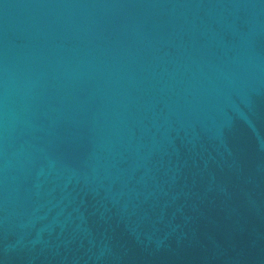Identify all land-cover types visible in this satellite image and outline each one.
<instances>
[{
	"label": "water",
	"instance_id": "obj_1",
	"mask_svg": "<svg viewBox=\"0 0 264 264\" xmlns=\"http://www.w3.org/2000/svg\"><path fill=\"white\" fill-rule=\"evenodd\" d=\"M0 264H264V0H0Z\"/></svg>",
	"mask_w": 264,
	"mask_h": 264
}]
</instances>
